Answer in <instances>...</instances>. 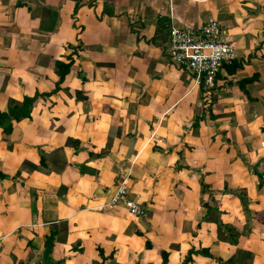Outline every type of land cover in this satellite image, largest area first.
<instances>
[{
	"label": "crops",
	"instance_id": "0c3cea01",
	"mask_svg": "<svg viewBox=\"0 0 264 264\" xmlns=\"http://www.w3.org/2000/svg\"><path fill=\"white\" fill-rule=\"evenodd\" d=\"M208 18L210 89L149 40ZM56 61L0 125V264H264V0H0V111Z\"/></svg>",
	"mask_w": 264,
	"mask_h": 264
},
{
	"label": "built area",
	"instance_id": "2783aa9c",
	"mask_svg": "<svg viewBox=\"0 0 264 264\" xmlns=\"http://www.w3.org/2000/svg\"><path fill=\"white\" fill-rule=\"evenodd\" d=\"M166 53L172 63L189 70L204 88L213 87L217 71L222 64H230L236 57L218 21L208 18L197 27L171 26L168 29ZM128 185L123 177L117 181L110 202L119 204L130 215L139 216L143 209L137 196H127Z\"/></svg>",
	"mask_w": 264,
	"mask_h": 264
},
{
	"label": "trees",
	"instance_id": "16d2710c",
	"mask_svg": "<svg viewBox=\"0 0 264 264\" xmlns=\"http://www.w3.org/2000/svg\"><path fill=\"white\" fill-rule=\"evenodd\" d=\"M168 29L167 24H165L164 21H156L155 23V29H154V34L150 41H154L155 38L158 36V34L163 33L167 34L168 36ZM70 65V61H67L65 63L61 61H56L55 62V68L56 72L58 75V79L55 82V87L50 90L49 92L46 93H41V94H34L32 96H23L21 103L16 106L15 108H8L6 112L0 111V125L4 124V127H10L9 120L7 119H13V120H18L22 117H29V112L31 109V105L33 104L34 100L36 99L37 96H42V95H49L53 93L56 88L58 87V83L61 81L63 78L64 74L68 71ZM222 66L227 67V70L230 72V66L232 67V71L239 66V64L234 63L233 61L230 64H222ZM249 80V79H245ZM51 238H46L45 239V248L48 249V246L50 245ZM147 245V244H146ZM161 263L160 264H166V253L164 251H161ZM180 264H186L185 261H183Z\"/></svg>",
	"mask_w": 264,
	"mask_h": 264
},
{
	"label": "rangeland",
	"instance_id": "374dc122",
	"mask_svg": "<svg viewBox=\"0 0 264 264\" xmlns=\"http://www.w3.org/2000/svg\"><path fill=\"white\" fill-rule=\"evenodd\" d=\"M172 62H173V61H172ZM173 64H174V63H173ZM176 67H180V66H177V65H176ZM180 68H183V67H180ZM183 69H185V68H183ZM185 70H187V69H185Z\"/></svg>",
	"mask_w": 264,
	"mask_h": 264
}]
</instances>
